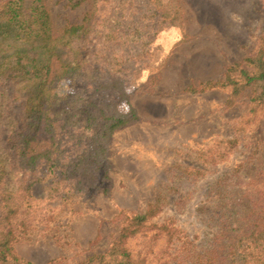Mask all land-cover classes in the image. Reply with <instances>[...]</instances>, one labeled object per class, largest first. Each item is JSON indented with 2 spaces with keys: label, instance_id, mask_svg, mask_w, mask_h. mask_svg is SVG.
Wrapping results in <instances>:
<instances>
[{
  "label": "rangeland",
  "instance_id": "1",
  "mask_svg": "<svg viewBox=\"0 0 264 264\" xmlns=\"http://www.w3.org/2000/svg\"><path fill=\"white\" fill-rule=\"evenodd\" d=\"M42 1L54 32L81 23L92 8L88 0L75 8L67 0ZM162 1L179 6L178 24H163L144 59L126 63L127 101L137 119L110 134L103 168L85 194L65 203L61 192L42 204L55 218L13 243L25 261L78 264L105 253L155 197L161 211L125 242L145 264H232L236 241L252 230L264 237V102L251 101L257 92L251 86L236 97L231 86L188 89L264 53V0ZM11 90L0 85V100L20 124L21 106L7 98ZM69 90L62 81L58 91ZM47 175L43 165L28 176L45 177L32 186L37 199L46 198L54 179ZM180 188L188 192L172 202Z\"/></svg>",
  "mask_w": 264,
  "mask_h": 264
},
{
  "label": "trees",
  "instance_id": "2",
  "mask_svg": "<svg viewBox=\"0 0 264 264\" xmlns=\"http://www.w3.org/2000/svg\"><path fill=\"white\" fill-rule=\"evenodd\" d=\"M24 1L0 0V85L10 86L7 98L21 106L18 124L0 100V264H31L14 252L13 243L55 218L42 204L61 192L67 203L97 180L110 134L137 119L127 101L126 63L143 60L163 24L175 25L181 18L179 6L162 0H88L91 13L81 23L54 32L43 1L31 0L29 6ZM85 1L67 4L75 8ZM62 81L68 82L69 91H58ZM224 86L232 87L233 97L251 86L257 91L251 101L264 102V53L232 62L222 79L188 89ZM108 93L116 98H106ZM122 102L125 111L118 107ZM43 165L54 179L40 200L32 186L45 177L28 176ZM177 191L172 202L188 192ZM158 202L155 197L145 212L132 215L109 251L88 255L78 264H145L131 257L125 242L147 228L145 222L161 211ZM253 231L234 243L232 264H264V237Z\"/></svg>",
  "mask_w": 264,
  "mask_h": 264
}]
</instances>
